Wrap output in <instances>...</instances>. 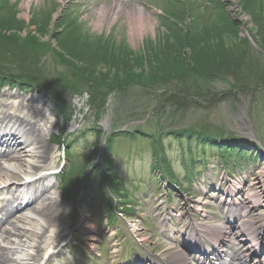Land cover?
Instances as JSON below:
<instances>
[{"label": "rangeland", "instance_id": "1", "mask_svg": "<svg viewBox=\"0 0 264 264\" xmlns=\"http://www.w3.org/2000/svg\"><path fill=\"white\" fill-rule=\"evenodd\" d=\"M117 1L30 0L25 8L27 0H0V75L44 87H0V118L40 130L46 170H57L59 213L30 264H112L129 231L138 256L166 261L177 252L157 232L167 207L186 206L181 212L212 227L223 224L227 204L236 213L247 203V219L264 223V0H122L115 20L95 30L97 9ZM136 7L154 25L134 42L125 11ZM227 61L236 72L222 68ZM179 83L197 95L168 93ZM11 182L13 193L22 178ZM103 190L118 202L117 222ZM9 200L0 197V211Z\"/></svg>", "mask_w": 264, "mask_h": 264}, {"label": "bare ground", "instance_id": "2", "mask_svg": "<svg viewBox=\"0 0 264 264\" xmlns=\"http://www.w3.org/2000/svg\"><path fill=\"white\" fill-rule=\"evenodd\" d=\"M121 1L118 0L111 7L103 5L97 9L93 21L95 30H101L103 22L108 24L115 20L122 10ZM29 2L27 0L23 7L28 8ZM125 15L134 42L147 27L154 25L153 20L139 7L127 9ZM40 134V130L19 117L8 114L0 118V197L9 194L11 197L7 207L0 211V264H30L38 254L35 245L45 237L59 213L58 201L52 191L57 170H46L50 148L44 141L41 142ZM16 177H21L22 182L16 185L19 190L11 193L10 187L15 186L11 181ZM258 201L256 199V203ZM15 203L16 206L10 205ZM249 209L247 203L237 206L238 220L233 225L237 227L235 236L254 238L256 224L251 218H244V211L248 212ZM218 227L208 228L217 234L221 232ZM66 233L59 236L56 245L46 251L43 262L51 258L57 247L66 241ZM171 259L175 264H189L179 251L174 252Z\"/></svg>", "mask_w": 264, "mask_h": 264}, {"label": "trees", "instance_id": "3", "mask_svg": "<svg viewBox=\"0 0 264 264\" xmlns=\"http://www.w3.org/2000/svg\"><path fill=\"white\" fill-rule=\"evenodd\" d=\"M262 32V31H261ZM259 45H261V47H262V49L264 50V41H263V39L259 42ZM0 56H3L1 53H0ZM215 63V62H214ZM215 65H216V63H215ZM217 65H219V63L217 64ZM241 65H242V63H241ZM227 68V71L226 72H229V73H234V72H236L235 70H236V65H235V67H232V64L230 65V62H228L227 61V63L226 64H224L223 66H222V68ZM237 67H238V65H237ZM214 68V67H213ZM20 70V69H19ZM210 72H212V73H214V74H216L217 72L218 73H220V71H216V70H212V71H210ZM209 72V73H210ZM237 74V73H236ZM5 77V75H3L2 74V76L0 75V87H4V86H14V85H17L18 87H26V88H28V87H30V89H35V88H38V89H42L43 90V88L44 87H42V85H41V83H38L39 82V80L37 81L36 80V82L35 81H30V79H28V82H24V81H22L21 80V78L20 77H12V76H9L10 78H4ZM186 86H188L187 84H185V83H179V85H175V87L177 88L176 90L177 91H175V88H173L174 90H171V92L169 91L168 93H172L171 95H175V96H178V97H183L182 99H184V100H186L187 101V98L188 97H195L197 94L195 93V92H193L192 91V89H189L188 87H186ZM166 89H164V92H166L167 93V89H171V88H168V86L167 87H165ZM178 97H173V100H175V99H177L178 100ZM210 141L212 140V138H210L209 139ZM222 141H224V140H222ZM225 146H227V145H225ZM228 149H230V151H231V149H232V152H236L237 154H238V156H240L241 155V153H238V150H236V148L235 147H233V146H230V147H228ZM242 151V150H241ZM71 177H70V175L69 176H65L64 177V179L62 180V181H65V182H67V181H69V179H70ZM65 184H67V183H65Z\"/></svg>", "mask_w": 264, "mask_h": 264}]
</instances>
